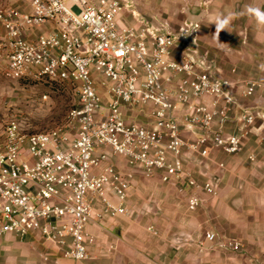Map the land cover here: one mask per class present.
<instances>
[{"label":"built area","instance_id":"1","mask_svg":"<svg viewBox=\"0 0 264 264\" xmlns=\"http://www.w3.org/2000/svg\"><path fill=\"white\" fill-rule=\"evenodd\" d=\"M28 1L30 12L0 3V69L13 79L71 84L76 102L48 131L25 132L15 118L0 130V238L38 233L78 263L94 241L92 220L130 214L138 170L188 192L191 210L201 192L217 195L219 178L200 179L192 161L205 160L204 171L213 150H241L264 117L250 102L260 82L214 73L198 22L188 18L176 28L138 26L122 19L135 0ZM214 163L226 170L223 160ZM219 243L241 249L235 240Z\"/></svg>","mask_w":264,"mask_h":264},{"label":"rangeland","instance_id":"2","mask_svg":"<svg viewBox=\"0 0 264 264\" xmlns=\"http://www.w3.org/2000/svg\"><path fill=\"white\" fill-rule=\"evenodd\" d=\"M5 1L0 0V3ZM195 2L196 0H135V11H124L122 19L138 26L149 23L154 27L170 25L171 28H176L187 18V9L192 4L195 5ZM200 4L206 5L205 2ZM0 64L3 62L0 61ZM43 94H48L47 100L42 99ZM75 102L76 93L71 84L54 83L47 78L13 79L5 76L0 69V130L8 120L15 118L25 132L48 131L65 121L68 110ZM254 105H259L264 114V104ZM211 157V166L199 172L196 167L195 174L202 180L208 175L222 180L217 195L210 196L201 192L203 204L191 210L187 205L189 193L180 191L176 183L163 182L158 176H137L133 180L134 187L130 190L133 193L129 192L130 213L140 215L139 220L136 218L137 224L142 226L146 235L159 238L160 231L154 228V224H162V243H166L169 248L191 246L188 244L194 243L198 264H255L260 257H264V117L258 119L256 128L244 139L239 152L228 155L213 150ZM219 160L225 162L226 170L215 168L214 161ZM119 162L121 167L126 165L123 159H119ZM199 162L204 164L205 160ZM200 163L198 165L203 167ZM163 197L178 203L167 206L165 218L176 212L197 216V226L194 228L196 238L193 232H174V221L155 222L151 219L153 224L146 222L145 219L150 220L145 212L146 202ZM158 210L159 207L157 212ZM208 230H214L216 240L206 238ZM223 240L238 241L241 249L222 247L219 241Z\"/></svg>","mask_w":264,"mask_h":264},{"label":"crops","instance_id":"3","mask_svg":"<svg viewBox=\"0 0 264 264\" xmlns=\"http://www.w3.org/2000/svg\"><path fill=\"white\" fill-rule=\"evenodd\" d=\"M6 1H11L24 12L31 11L28 0ZM200 3L201 0H196L195 5L192 4L187 9V18L190 17L188 11L192 14L202 13L198 21L201 51L207 52L213 61L212 71L224 77L259 80L260 86L251 104H264V22L257 18L254 11L264 13V0H207L205 6H201ZM39 31L41 28H35L28 35L33 37ZM3 33L4 28L0 27V35ZM192 166L200 168L198 162ZM137 176L145 177L141 170L136 172L135 177ZM221 181L219 179V186ZM132 183L134 187L135 182ZM129 202L131 205V201ZM168 205L178 203L165 197L154 199L153 202L148 200L145 212L150 220L145 219L146 222L153 224L151 223L153 219L155 222L174 221L172 225L174 232L180 234L193 232L196 238L197 232L194 228L197 226V216L176 212L165 218L164 212ZM139 217L140 215L132 212L127 216L116 218L105 216L101 220H92L87 226V232L94 237V241L88 244V257L78 263L66 256L63 248L44 242L38 233L26 238L6 234L0 238V264L199 263L194 243L188 244L191 246L169 248L166 243H162L164 226L154 224V228L160 231L159 238L146 235L142 226L137 224ZM255 264H264V257H260Z\"/></svg>","mask_w":264,"mask_h":264},{"label":"water","instance_id":"4","mask_svg":"<svg viewBox=\"0 0 264 264\" xmlns=\"http://www.w3.org/2000/svg\"><path fill=\"white\" fill-rule=\"evenodd\" d=\"M188 13L190 14V17L188 19L191 20V21H195V22H198L200 20L201 14H202V13H200V14H192V13H190V11H188Z\"/></svg>","mask_w":264,"mask_h":264},{"label":"clouds","instance_id":"5","mask_svg":"<svg viewBox=\"0 0 264 264\" xmlns=\"http://www.w3.org/2000/svg\"><path fill=\"white\" fill-rule=\"evenodd\" d=\"M256 12L257 18L261 21L264 22V13H260L259 10H254ZM223 26V25H221Z\"/></svg>","mask_w":264,"mask_h":264}]
</instances>
